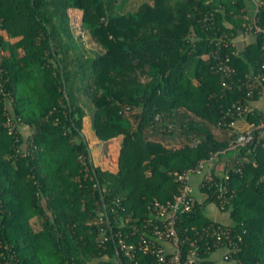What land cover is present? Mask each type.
Here are the masks:
<instances>
[{
  "label": "trees",
  "instance_id": "trees-1",
  "mask_svg": "<svg viewBox=\"0 0 264 264\" xmlns=\"http://www.w3.org/2000/svg\"><path fill=\"white\" fill-rule=\"evenodd\" d=\"M116 1L0 0V264H119L108 229L141 218L152 199H171L174 173L218 150L239 168L229 173L220 209L240 237L230 259L264 264V145L235 157L226 149L232 129L218 121L243 90L224 89L225 77L211 67L220 40L238 76L264 60L259 37L243 47L229 40L247 22L245 0H142L114 15ZM74 10L102 51L83 54ZM256 16L264 27V5ZM87 107L100 142L121 135L112 168L94 164L81 134ZM254 113L248 120L257 121L261 112ZM214 179L180 216L181 235L213 220L205 208L219 206L222 177Z\"/></svg>",
  "mask_w": 264,
  "mask_h": 264
},
{
  "label": "built area",
  "instance_id": "built-area-1",
  "mask_svg": "<svg viewBox=\"0 0 264 264\" xmlns=\"http://www.w3.org/2000/svg\"><path fill=\"white\" fill-rule=\"evenodd\" d=\"M249 8L247 22L235 37L230 40L236 47L256 39L261 40L260 48L264 55V27L257 23L256 13L260 6L264 5V0H248ZM204 20L212 21V13L204 16ZM220 41H217V49L212 52L214 63L212 70L225 77L222 82L224 89H229L232 85L238 90H243L242 97L233 102L223 110V114L218 121V125L232 129L230 141L226 149L233 152L235 157L237 151L242 148L254 149L259 145H264V60L256 70H250L242 75H236V68L230 61L228 53H221ZM226 46L227 43H221ZM236 53V52H233ZM1 63V57H0ZM3 75L0 66V78ZM236 76V77H235ZM261 112L257 121L248 120V114H255L254 110ZM257 113V114H258ZM240 123L241 129L236 125ZM9 131L15 126V122L7 117L5 124ZM199 140L197 139L195 143ZM193 143V142H192ZM224 150L211 153L210 157L201 159L198 163L179 173H174L175 181L178 182V191L173 197L165 202L152 199L147 205V211L141 218L130 221L129 216L118 223L114 229H108L110 237L116 245V255L119 264L121 256L127 260V264H140V257L145 259L141 264H216L217 259L223 264H229L231 254L239 249L237 240L231 235V227L227 222L213 218L211 223L196 227L192 225L190 230L193 234L181 235L178 228L181 222V215L193 210L194 206L201 198H197L194 189L208 188L215 183V174L222 177L216 189V196L219 199V211L226 202L227 180L234 168L226 160H220L219 154ZM216 171L213 172V170ZM217 185V184H216ZM204 197L205 194H202ZM124 208L122 207V210ZM107 217L106 211L103 213ZM103 222L102 215L95 219V224ZM127 228L124 229V227ZM187 230V228L185 229ZM100 233L106 240L108 235L104 227H100ZM151 258L149 262L146 260Z\"/></svg>",
  "mask_w": 264,
  "mask_h": 264
},
{
  "label": "rangeland",
  "instance_id": "rangeland-1",
  "mask_svg": "<svg viewBox=\"0 0 264 264\" xmlns=\"http://www.w3.org/2000/svg\"><path fill=\"white\" fill-rule=\"evenodd\" d=\"M142 2V0H117L113 9V14L118 15L122 13H131L135 11L136 6ZM246 6L249 8L248 0H245ZM79 10H74L71 13V20H72V28L74 31V35L77 40L82 45V52L85 56H92L96 52L102 51L101 48L92 41L86 29L81 30V27H78L79 24ZM86 115L84 118V123L82 127V133L85 136V139L88 141L89 148L91 150V157L94 164L103 166V167H113L115 162V154L117 151V147L121 140V135L116 136L114 138L109 139L106 142H100L93 134L91 128V116H92V107L86 108ZM197 119V118H195ZM241 124L238 123L236 125L237 129H241ZM214 135L217 138H222V134L224 132L221 129L211 127ZM178 141L176 140H169L166 141V144H177ZM105 151V152H104ZM194 194L197 198L203 197L201 192H199L196 188L194 189ZM206 213H208L212 218H218L220 220H224V217L227 216V213L219 211L213 203H210L205 208ZM226 220H228L226 218ZM32 226L34 229H38L40 226V222H37L35 218L31 220ZM85 264H93L90 261L85 262ZM216 264H223L220 259H217ZM229 264H236L235 261L230 260Z\"/></svg>",
  "mask_w": 264,
  "mask_h": 264
},
{
  "label": "crops",
  "instance_id": "crops-1",
  "mask_svg": "<svg viewBox=\"0 0 264 264\" xmlns=\"http://www.w3.org/2000/svg\"><path fill=\"white\" fill-rule=\"evenodd\" d=\"M239 46H240V45H239ZM226 218H227V216L224 217V219H225V221L223 220L224 222H227ZM215 219H218V218L215 217ZM218 220H220V219H218Z\"/></svg>",
  "mask_w": 264,
  "mask_h": 264
}]
</instances>
